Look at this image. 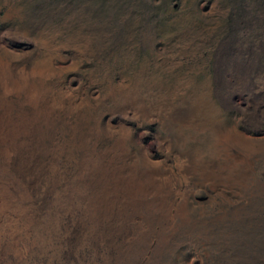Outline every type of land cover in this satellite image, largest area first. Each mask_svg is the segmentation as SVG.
I'll return each instance as SVG.
<instances>
[{
    "label": "rangeland",
    "instance_id": "374dc122",
    "mask_svg": "<svg viewBox=\"0 0 264 264\" xmlns=\"http://www.w3.org/2000/svg\"><path fill=\"white\" fill-rule=\"evenodd\" d=\"M94 1L75 20L39 25L23 0H0V91L20 79L55 105L35 121L37 201L52 206L84 149L114 148L125 130L133 159L175 171L189 156L195 163L177 186L194 221L173 234L158 264H264V199L249 203L240 187L212 185L203 171L222 156L221 133L259 152L264 181V0H106L101 9ZM4 101L12 113L37 111L24 91ZM136 102L153 115L134 113ZM182 106L187 119L172 120ZM58 244L35 246L23 260L6 252L0 264H114L95 242Z\"/></svg>",
    "mask_w": 264,
    "mask_h": 264
},
{
    "label": "bare ground",
    "instance_id": "6f19581e",
    "mask_svg": "<svg viewBox=\"0 0 264 264\" xmlns=\"http://www.w3.org/2000/svg\"><path fill=\"white\" fill-rule=\"evenodd\" d=\"M18 91L25 92L30 105L37 109L35 115L12 113L3 106L4 96ZM131 105L137 115H153V108L146 103ZM54 107L33 84L20 79L2 84L0 259L12 252L23 260L35 246L56 249V243L66 240L69 244L92 241L104 246L103 253L114 264H134L139 258L140 264H158L173 234L194 221L187 208V197L177 187L181 178L195 167L194 159L189 156L177 162V171L133 159L123 143L127 132L122 130L114 148H85L76 175L56 191L52 206L45 207L35 196L43 175L40 160L36 162L35 121L38 116H49ZM189 111L182 106L171 110L168 116L182 122ZM219 136L222 156L203 164L207 182L238 186L250 197L249 203L257 200L256 196L264 199V181L256 171L259 152L232 136ZM245 207L236 205L233 215L240 217Z\"/></svg>",
    "mask_w": 264,
    "mask_h": 264
},
{
    "label": "trees",
    "instance_id": "16d2710c",
    "mask_svg": "<svg viewBox=\"0 0 264 264\" xmlns=\"http://www.w3.org/2000/svg\"><path fill=\"white\" fill-rule=\"evenodd\" d=\"M30 8L37 20H44L39 25H45V20H75V13L87 11L90 0H23ZM96 1V0H95ZM94 1V2H95ZM99 2V9L105 5L106 0Z\"/></svg>",
    "mask_w": 264,
    "mask_h": 264
}]
</instances>
